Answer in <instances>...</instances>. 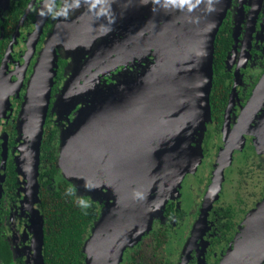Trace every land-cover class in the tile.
<instances>
[{
  "label": "flooded vegetation",
  "instance_id": "af4514ba",
  "mask_svg": "<svg viewBox=\"0 0 264 264\" xmlns=\"http://www.w3.org/2000/svg\"><path fill=\"white\" fill-rule=\"evenodd\" d=\"M42 1L0 0V264H46L44 237L51 224L50 213L52 210L59 211L56 207L63 193L62 188L70 186L78 202L94 208V224L104 211L112 213L116 220L124 212L118 213L113 207L112 197L111 207L107 208L110 201L103 193L109 191L108 188L93 192L89 184L103 180L107 187L116 185L113 181L123 187L126 182L128 189L131 182L127 180L132 178L128 177L130 175L127 172L124 182L122 174L113 176L98 170L99 173L94 172L95 179L90 180L92 173L86 172L90 169L89 163L84 156V146L83 150L80 147L87 129L93 119L101 116L112 120L114 113L106 112L113 109L112 104L115 102L126 99H117L114 76L100 77L103 62L91 60L81 65V69L77 68L78 73L70 72L69 75L63 74L64 63L59 60L35 163L32 143L35 128L32 129L29 124L26 97L38 50L58 20L55 6L59 0H55L48 18L41 26L34 49H31L35 30L39 28L37 14ZM10 11L16 15V19L13 21L11 37L7 39L4 24L5 21L10 22L7 16ZM221 28L229 35L232 44L223 60V69L218 71V68H214L212 78L215 76L223 81L226 93L220 101L210 102L213 114L203 132L191 143L192 154L174 164L165 174L167 176L155 172L153 186L148 189L144 203L153 212L151 227L148 232L141 234L135 244L125 247L119 264H151L155 261L160 264H216L217 261V264H225L230 262L227 260L230 250L234 249V242L241 237L242 229L245 228L247 211L242 196L236 192L242 185H232L229 171L239 160L245 165L250 159L248 152L255 157L264 156V92L256 101L257 104H253L244 129L241 132L236 129L238 119L248 108L249 98L264 74V0H229ZM122 32L126 34L116 35L129 34L125 30ZM114 35L110 34L109 41ZM107 37L109 35L102 38L100 43ZM130 56H112L106 63L114 66V73L134 76L140 71L141 59ZM126 86L123 85L124 88ZM62 89L67 91L62 92ZM59 92V106H55L54 110L52 104ZM81 93L86 95L82 99ZM105 124L107 137L102 142L105 155L103 160L101 157L99 161L96 160L98 167H109L110 163L112 148L107 138L111 133L109 126L114 128L112 123ZM132 127L131 122L127 123L130 131ZM120 128L115 125V132H120ZM251 140L257 145L255 148L248 145ZM62 147H65L66 158L63 167L59 164ZM72 150L74 153L70 155ZM123 159L127 165L130 163L128 155ZM187 163L189 168L184 171L182 166H187ZM35 164L37 167L34 175ZM221 167L223 178L218 196L212 202L205 224H200L210 186L217 181ZM177 177L180 180L174 183ZM244 180L237 178L236 182L241 184ZM253 184L252 189L256 192L253 195L258 202L264 197V179L260 178ZM229 187L230 192L227 191ZM172 189L174 191L171 193ZM214 207L219 210L228 208L232 212L234 227L233 239L215 251L212 250L215 247L213 236L218 227L210 219ZM91 229L92 226L85 236L82 264H86V259L89 261L87 256L91 258L95 252L88 245ZM260 264H264V261Z\"/></svg>",
  "mask_w": 264,
  "mask_h": 264
},
{
  "label": "water",
  "instance_id": "95a60500",
  "mask_svg": "<svg viewBox=\"0 0 264 264\" xmlns=\"http://www.w3.org/2000/svg\"><path fill=\"white\" fill-rule=\"evenodd\" d=\"M65 2L66 0L63 1L60 12L65 6ZM155 3L160 4L162 0H75L74 4L70 3L68 5V9L73 6L74 10L79 6L86 7V10L89 12L87 16L83 17L84 20L90 23L88 16L94 15L97 19H100L99 23H106L107 25L105 27H109V22H113L111 24L115 26L131 18V16L135 19L136 15L143 9ZM167 3L174 5L173 12L176 9H180L183 14L191 16L190 19L194 22L190 25L198 26V31L192 36L191 49L188 51V55L184 57L189 62L183 61L184 58L182 57L181 51L175 59L168 61L165 67L166 71L156 86L148 88L147 90H139L133 87L132 96L125 97L126 99L121 102H115L112 104L113 109L106 112L114 113L113 119L106 120L104 116L93 119L92 125L87 129L83 138L84 156L90 168L86 172L91 171L92 173L90 180L95 179L94 172L103 170V173L108 172L113 176L122 174L125 182L128 172V175H130L128 177L132 178L127 181L131 183L128 185V189L126 182L123 184V192L128 197L129 195H133L132 199L134 201L136 200L138 204L137 207L135 206L124 211L120 223L124 221L125 216L127 218H134L120 228V223L113 218L112 213L103 212L99 220L94 223L92 229V235L88 245H92L95 252L90 262L86 259V264H119L125 247L134 244L143 232L149 230L153 212H151V207L146 208L144 203L148 189L153 186L156 170L162 172L161 174L163 175L165 173L161 169L166 171L171 170V167L174 165L172 157L176 156V154L172 155L173 148L179 146L178 144L181 143V147L184 145V148L187 146L188 150H191L190 142L194 138V135L197 136L203 132L206 123L210 120L209 95L212 85L213 43L219 26L224 19L229 0H167ZM54 4L55 0L42 1V6H46L45 9L40 8L38 11L39 28L37 27V30H35L33 36L34 41L32 46H30L31 49H34L35 41L42 29L41 26L48 18ZM74 23L79 24L76 20H57L52 32L43 43L37 65L31 75L28 89V107L32 103V100L35 99L34 112L37 118L33 121L35 123V136L32 140L33 149L35 150V163L38 158L51 85L53 83V77L56 74L53 68L57 56L56 49L60 45L67 49L74 47L80 40L85 38L86 31L95 25L90 23L78 28ZM139 24H129L132 25L133 29H136L135 31L138 36L144 31L143 25H145L140 26ZM145 27L147 28L146 25ZM58 29L70 31L71 33L75 32V38L72 41L62 44L56 40L55 35ZM116 29L117 27L114 28V30ZM49 42H51V45L48 48ZM160 47L156 50H160ZM130 57L135 58L134 56ZM176 68L184 72V75L179 80L173 79L172 77L173 71ZM140 78L135 76L129 78L125 84L127 85L126 87H131ZM168 82H173L175 89L168 91L169 86L162 87ZM160 83L161 87L158 86ZM123 85L121 87L115 86L114 88L117 91V99L121 98L122 93H125L126 88ZM195 86L197 87L196 93L194 96L189 97ZM263 90L264 74L249 98L247 103L248 108L237 121L236 129L240 132L244 129L253 104H257L256 101L263 96ZM127 106L129 107L126 110ZM105 122L112 123L114 128L111 129L109 126L111 133H109V137L107 138L112 148L109 157L110 163L109 167H98L96 160L99 161L100 157L103 160L105 155V150H103L102 146V142L107 137ZM130 122L133 124L131 131L127 128V123ZM115 125L121 126L120 132H115ZM127 139H129L128 144ZM64 148L61 149L59 157L61 167H63L61 163L63 162ZM120 152L124 153L122 154ZM127 155L129 156L128 163L130 162L128 165L126 160L123 159ZM230 155L231 153L228 155V158ZM122 160L123 162H121ZM36 167L37 165L35 164L33 167L34 175L36 174ZM222 178L223 167L220 168L217 181L215 183L213 182L214 184L212 183L210 186L211 191H209L200 224H205L212 202L218 196ZM130 200L131 197L126 200L125 204L127 205ZM141 211H143L140 214L141 219L144 218L138 221V215L134 213ZM135 218L137 221H134ZM242 239L233 251L236 256L234 261L225 264L262 263L264 261V199L258 208L254 212H251L245 219V231Z\"/></svg>",
  "mask_w": 264,
  "mask_h": 264
},
{
  "label": "rangeland",
  "instance_id": "374dc122",
  "mask_svg": "<svg viewBox=\"0 0 264 264\" xmlns=\"http://www.w3.org/2000/svg\"><path fill=\"white\" fill-rule=\"evenodd\" d=\"M64 0H59L58 4L55 6V15L57 19L60 20H76L79 22V24L74 25L78 28L85 26L87 24H95L91 28H89L86 31V36L84 39L80 40L74 47L67 49L60 47L61 50H59V47L57 50V56L55 60V66L53 67L55 71L57 70L56 65H58L59 60L64 63V69L63 74L66 73V75L70 72H76L77 68L81 69V65H83L85 62H89L90 60L92 62H103L101 63V78H104L105 76L108 77H115L114 78V85L117 87H121L123 84H126L129 78L131 77H137L140 78L138 82L131 85V87L125 89V93L121 94V97H130L132 96V88H138L139 90H147L148 88H152L156 86V84L161 80V76L164 75L166 71V64L168 61L175 59L179 53L182 51V57L184 58L185 55H188V51L191 49V43H192V36L195 32L198 31V26H192L190 25L194 21H192L190 18L191 16L183 14V12L180 9H176L175 12H173L174 5L167 3V0H162V3L160 4H153L150 7L143 9L139 14L136 15V18L133 19L131 16V20H125L123 22L118 23L114 26V24H111L113 22H109V27H105L107 24H101L99 23L100 19L95 17L94 15L88 16V19H90V23H88L86 20L83 19V17L88 15V10H86V7H77L74 10V6L70 9H68V5L74 4V0H66L65 6L63 7L62 11L60 12L61 6L63 4ZM74 1V2H73ZM73 2V3H72ZM179 4V3H178ZM97 15V14H96ZM162 19V21H160ZM143 25V32L138 36L136 33V29H133L132 25L129 24H135L137 25ZM117 27L116 30L114 28ZM119 29V30H118ZM112 30H114L113 33L115 34L111 41H109L110 33ZM122 30H125L129 34L126 36H120L116 35L117 33H124ZM128 30V31H127ZM104 36H101L103 35ZM126 33H124L125 35ZM107 39H103L105 41L100 43V40L102 38H105L108 36ZM135 36V37H134ZM134 37V38H133ZM45 41V39H44ZM43 41V43H44ZM161 46V47H160ZM158 47H160V50H156ZM43 48V44L38 50L37 57L35 59V63L33 66V70H35V66L37 65V61L40 55V52ZM18 48L16 47L15 50ZM56 50V52H57ZM127 55L134 56L137 59H141L139 62L140 71L137 75L134 76H125L124 74L114 73V66L112 64H107L112 56L118 58V57H124ZM159 57V58H158ZM148 58H152V60H149ZM154 58L156 59L154 61ZM148 60L149 62H146ZM184 62H189L188 59H183ZM78 69V70H79ZM62 71V69H61ZM80 71V70H79ZM104 72H106L104 74ZM78 73V72H76ZM114 74H117L116 76ZM184 75L183 71H179L177 68L173 71L172 77L173 79L179 80ZM129 77V78H128ZM181 81V80H180ZM161 83L158 85L160 86ZM168 91L175 89V85L173 82L165 83L162 87H167ZM161 87V86H160ZM65 89V88H64ZM80 88L77 89L79 92ZM67 91V90H63ZM72 91V90H71ZM197 91V87H194V90L192 94H190L189 97L194 96V94ZM61 92L57 95V98L54 100L52 104V108L55 110V106H59L57 103L61 96H59ZM80 98L85 97L86 95L80 94ZM28 98V97H26ZM65 98V97H64ZM27 102L29 103V100L27 99ZM48 111V109H47ZM29 117L30 114H29ZM61 136V133L59 134V138ZM196 136L194 135V138L191 140L190 143L193 141L195 142ZM62 144V142H61ZM64 144V143H63ZM179 146H176L173 148V154H176V156L173 158V163L177 164L182 162L186 157L190 156L192 154V150H188V147L186 146L184 148L181 147V143L178 144ZM249 146L252 145L254 148L257 146L255 145V142L252 140L248 144ZM185 152V153H183ZM248 152V151H246ZM61 151L59 153L60 157ZM249 154L250 159L247 161L245 165H243L242 160H239V163L237 162L229 171V177L231 180L232 185L235 187L237 185H242V187H238V190L236 191L238 194H240L244 200V205L246 207V218L251 214V212H254L258 206L261 204L262 200H259L256 202V196L253 195V193H256L253 191L252 187L254 186L253 183H255L258 179L262 178L264 179V156L258 155L254 156L252 154ZM196 155V154H195ZM258 164H261L259 167ZM197 166V165H196ZM184 171L189 168V165L187 163V166H182ZM181 168V169H182ZM241 169V173H240ZM163 170V173L167 174L168 171ZM157 175H160L162 172L156 170ZM246 175V177H245ZM167 176V175H165ZM181 177V176H180ZM237 178H245V180L239 184L236 182ZM180 178L177 177L173 182L176 183V181H179ZM116 185H111V187H107V183L103 180H97L95 182H91L89 184L91 190L95 192V190H104L105 188H108L109 191L106 190V192L103 193V196L110 201L107 205V208L111 207V197L114 202L113 207L118 210L119 213H122L124 211H127V209L137 207L138 204L136 203V200L134 201L133 195H126L125 192H123V187H120V184L115 183ZM175 185V184H174ZM89 187V188H90ZM174 187V186H173ZM174 191V189L171 190ZM230 192V187L229 190ZM102 192V191H101ZM111 194V195H110ZM113 195V196H112ZM131 197L130 202L126 205V200ZM125 204V205H124ZM153 220V219H152ZM98 221V220H97ZM96 221V222H97ZM94 227V224L93 226ZM151 227V226H150ZM92 230V229H91ZM245 228L242 229L241 237L237 238V240L234 242V249L235 247L241 242L243 239ZM92 232V231H91ZM148 232V231H147ZM88 239V238H87ZM135 244V243H134ZM93 246L91 245V251H93ZM233 248V247H232ZM88 249V245L85 244V254H87L86 250ZM233 250H230V254L227 257L228 261H234L236 258L235 253H233ZM227 256V255H226ZM225 256V258H226ZM89 258V262L91 260L90 256H87Z\"/></svg>",
  "mask_w": 264,
  "mask_h": 264
},
{
  "label": "trees",
  "instance_id": "16d2710c",
  "mask_svg": "<svg viewBox=\"0 0 264 264\" xmlns=\"http://www.w3.org/2000/svg\"><path fill=\"white\" fill-rule=\"evenodd\" d=\"M7 16L8 19L10 18V22L5 21L6 30H4L6 31L7 39H9L16 15L10 11ZM231 44L232 40L229 35L224 33L222 28L218 29L213 43V74L214 68H218V71L223 69V60H225ZM223 85V81L221 82L220 79L213 76L209 103L213 100L220 101L222 99L226 93ZM211 113L213 114V109L210 107V116ZM62 191L64 195L62 196L61 194L60 202H58L56 207L59 211L54 212L52 210L50 213L51 224H49V229L44 237L46 264H82L84 261L83 246L85 236L91 226H93L96 212L92 206H84L78 202L70 186L62 188ZM210 219L213 225L216 224L218 227L213 236L215 247L212 250L215 251L222 244L226 245L233 239L232 212L228 208L219 210L214 207L210 213ZM151 264H160V262L155 261Z\"/></svg>",
  "mask_w": 264,
  "mask_h": 264
},
{
  "label": "bare ground",
  "instance_id": "6f19581e",
  "mask_svg": "<svg viewBox=\"0 0 264 264\" xmlns=\"http://www.w3.org/2000/svg\"><path fill=\"white\" fill-rule=\"evenodd\" d=\"M46 1V0H45ZM46 6V5H45ZM45 6L43 5L41 8L42 9H45ZM58 32H56V40H58V41H60L62 44L63 43H67L68 41H72L75 37H74V35L76 34L75 32H73V33H71L70 31H68V32H65V31H62L61 29H58L57 30ZM50 45H51V42H49L48 43V48L50 47ZM35 99H33L32 100V103L30 104V106H29V109H28V112H29V114H30V116L31 117H29V124L31 125V128L32 129H34V126H35V123H33V121L37 118V115L35 114V112H34V109H35ZM36 111V110H35ZM83 142L81 143V147L80 148H82V150H83ZM77 148H79V147H77ZM64 152H65V150H64ZM64 152H63V160H65L66 161V158H64ZM73 153H74V150H72L71 151V153H70V155H73ZM62 164V166H63V162L61 163ZM142 212L143 211H141V212H139V213H134V214H137L138 216H137V219H141V215L140 214H142ZM133 214V215H134ZM120 218V219H119ZM118 218V222L120 223L121 221H122V215H120V217ZM132 218H134V217H130V218H127L126 216H125V218H124V221L122 222V223H120L119 224V228L120 227H123V225L124 224H126V223H129L131 220H132ZM144 218V217H143ZM142 218V219H143ZM136 220V218L134 219V221ZM137 221V220H136Z\"/></svg>",
  "mask_w": 264,
  "mask_h": 264
}]
</instances>
